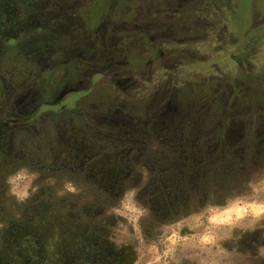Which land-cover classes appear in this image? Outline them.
I'll return each instance as SVG.
<instances>
[{"label": "rangeland", "instance_id": "1", "mask_svg": "<svg viewBox=\"0 0 264 264\" xmlns=\"http://www.w3.org/2000/svg\"><path fill=\"white\" fill-rule=\"evenodd\" d=\"M0 2L25 30L0 38V99L48 105L43 144L0 143L17 159L0 160L2 264L16 229L42 240L60 214L87 243L65 264H264V161L222 154L219 129L249 137L264 0Z\"/></svg>", "mask_w": 264, "mask_h": 264}, {"label": "flooded vegetation", "instance_id": "2", "mask_svg": "<svg viewBox=\"0 0 264 264\" xmlns=\"http://www.w3.org/2000/svg\"><path fill=\"white\" fill-rule=\"evenodd\" d=\"M27 5H30V0ZM15 8L11 2H0V12L1 15H4L6 18L8 15H14ZM14 22V21H13ZM12 23L11 27L8 28L4 22L0 21V38L3 37L5 41H12L18 39L25 32L24 29H18ZM8 30V31H7ZM7 31V32H6ZM7 47V46H5ZM1 54V53H0ZM261 76H264V73ZM258 78H252L249 86V95L252 101V114L249 118V127L248 134L249 137H243L242 131L239 129V134L236 135V129L231 131L232 135H228V131L232 127L241 128V124L236 122L237 125H231L235 122L233 120L222 119L219 122L220 137L228 141V146L222 147V154H227V151H231L237 155H241V151H244V147L249 142L252 144V148L255 152V159L259 161L258 164L262 165L264 161V92H261L262 87L261 83H257L256 80H261ZM264 79V77H263ZM15 92L12 91L8 96H5L3 99H0V143H3L4 147L10 149L14 146V143H19L21 137L24 138V135L35 136V144H43V138L41 135H38L39 126H41L42 117L39 114V110L42 112L41 108L44 106L42 103L28 102L24 100H17V98H8L11 95H14ZM253 97V98H252ZM8 98V99H7ZM6 101V102H4ZM58 102V100H55ZM10 110V111H9ZM13 112V113H12ZM40 118V120H39ZM242 129V128H241ZM41 141V142H40ZM232 141L231 143H229ZM240 152H239V151ZM0 160H5L3 162L5 168L14 166L15 158L13 153L0 149ZM257 164V165H258ZM167 203L164 204V209H167ZM50 233H46L42 240L38 239V236L32 234V232H27V230L18 232L20 238L15 239V241L5 242L4 248L10 253V264H65L66 261L71 259H80L82 260L84 254L81 253L83 250V245L86 243V237L84 234H78L75 237L67 238L69 234V229L66 227V221L70 219L69 217L64 218V215L60 214ZM48 222L44 227V230H48ZM50 225V223H49ZM14 235V234H13ZM91 240V239H90ZM248 244L249 251L255 250L256 239L250 240ZM93 239L91 240L92 244ZM69 242L71 244H69ZM264 242V240H263ZM56 244L57 246L55 247ZM69 246H68V245ZM87 244V243H86ZM42 247V249H41ZM27 248L28 250H26ZM88 253L92 254L93 257L96 256V251L92 245L88 249ZM1 255V254H0ZM2 259L0 256V264H2Z\"/></svg>", "mask_w": 264, "mask_h": 264}, {"label": "clouds", "instance_id": "3", "mask_svg": "<svg viewBox=\"0 0 264 264\" xmlns=\"http://www.w3.org/2000/svg\"><path fill=\"white\" fill-rule=\"evenodd\" d=\"M9 183L13 185V187H12V193H13L14 195H17V196L20 197V198H23V197H25V196L27 195V191H24V192H18V191H17V189H16V187H15V184H16V180H15V178H10ZM68 187H69V190H73V189L71 188V185H69Z\"/></svg>", "mask_w": 264, "mask_h": 264}]
</instances>
